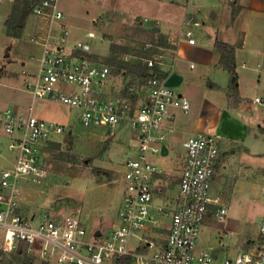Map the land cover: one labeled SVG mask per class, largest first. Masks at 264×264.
Returning <instances> with one entry per match:
<instances>
[{
    "label": "built area",
    "instance_id": "1",
    "mask_svg": "<svg viewBox=\"0 0 264 264\" xmlns=\"http://www.w3.org/2000/svg\"><path fill=\"white\" fill-rule=\"evenodd\" d=\"M60 1L39 0L32 8L48 25L31 36L41 51L35 68L25 66L20 71L22 89L33 98L79 110L80 123L87 130H104L110 136L118 127L133 130L134 153L122 163L124 195L108 231L89 230L80 208L63 216L25 214L21 209L23 182L42 184L48 180L51 171L42 157V147L56 140L53 136L66 127L39 118L33 105L22 110L0 100V133L7 136V147L14 153L13 163L0 172V250L12 253L26 243V253L42 264H264V214L258 240L246 250L231 255L199 246L207 216L212 213L222 220L227 214L223 195L212 192L221 157L219 137L207 132L189 136L184 141L178 191L165 202L155 194V177L164 170L152 156L162 152L169 133L174 132V126L166 121L191 108L189 98L155 71L163 63L162 56L145 58L149 73L128 85L129 93L142 95V100L111 93V66L85 56L82 51H87V44L69 47L65 28L61 36L54 34L55 24L60 27L65 16ZM201 25L196 15H186L178 42L196 44V28ZM255 101L264 104L260 96ZM261 195L264 204V184Z\"/></svg>",
    "mask_w": 264,
    "mask_h": 264
},
{
    "label": "rangeland",
    "instance_id": "2",
    "mask_svg": "<svg viewBox=\"0 0 264 264\" xmlns=\"http://www.w3.org/2000/svg\"><path fill=\"white\" fill-rule=\"evenodd\" d=\"M222 1L61 0L60 6L65 16L60 27L59 23L55 24L54 34L61 36V30L65 28L68 31L65 35L67 45L73 48L78 42L87 44V52L93 55L89 58L95 63H107L108 56L126 62L128 65L122 68L114 65L111 68L113 86L127 90L128 85L140 82L146 73L143 68L147 57L160 54L163 63L159 66L166 69L163 72L169 71L176 55L174 46L177 44L174 42L179 39L174 37L179 35L184 17L189 14L187 12L181 24H177L181 13L187 10L206 23L208 7L221 4L232 7L229 0ZM256 1L264 5V0ZM21 4L22 0H0V74L3 71L11 78L15 75L14 71H21L29 64L26 60H33L34 64L30 63L25 68L36 67L41 46L34 43L31 36L36 30L48 25L44 20L41 23L40 18L30 12L20 33L12 31L8 34L5 20ZM37 25L40 27L36 28ZM248 48L252 51L250 55L255 64L260 61L264 63V59H261L264 56V37L262 40L250 39ZM263 67H258L257 71H262ZM227 80L226 77L223 82L229 87ZM242 83L248 105L244 111L235 110L233 115L242 120L243 126L245 124L251 129L248 138L247 134L245 140L244 136L239 135L237 140L246 142L258 152L253 154L244 145L224 141L216 133L210 132L219 137L220 143L222 141L221 160L215 176V181L218 177L220 181L219 184L213 182L212 189L217 193L224 190L222 193L227 214L219 220L210 213L202 225L199 241L201 245L207 244L216 251L231 255L248 249L258 240L259 221L264 214L261 195V186L264 184V104L255 101L257 95L263 98L264 84L256 88V77L250 78V75L244 76ZM216 89H210L206 95L199 90L200 98L227 107L226 89ZM0 100L7 106L17 101L22 110L33 105V113L39 118L66 127L63 133L53 136L56 139L54 143L50 141L44 146L42 157L51 171L48 180L42 184L29 180L23 182L21 209L24 213L30 215L42 212L50 216H63L80 208L89 230L111 229L124 195L125 169L122 163L134 153L133 130L126 126L118 127L112 136L104 130H87L80 123L79 110L53 100L33 98L30 92L22 88L3 84L1 78ZM240 101L234 102L235 105L239 106ZM6 150H9L7 146L0 144V151L4 153ZM155 158H158L156 163L163 170L165 167L170 168L158 183L162 188L160 191L164 194L167 192L166 197L172 198L179 179L178 163L181 158L173 151L164 156L162 153L152 156L153 160ZM30 257L28 261L21 260L16 258L15 252L0 250V264H42L37 258Z\"/></svg>",
    "mask_w": 264,
    "mask_h": 264
},
{
    "label": "crops",
    "instance_id": "3",
    "mask_svg": "<svg viewBox=\"0 0 264 264\" xmlns=\"http://www.w3.org/2000/svg\"><path fill=\"white\" fill-rule=\"evenodd\" d=\"M224 1L227 0H223L222 3H224ZM238 5H241L242 8L237 11L235 19H232V10L234 9L233 5L231 7L229 4L227 6L226 4H221L220 6L217 5L214 7H208L206 11V23L204 20H202V25L196 28V44H189L186 41L178 42L179 35L174 37V39H178L174 42L177 44L176 55L173 62L170 64L171 68H169L168 73H166L163 79L169 86L173 87L179 93L186 95L189 98L191 108L188 113L178 111L174 118L168 119L166 121V125L174 126V132L169 133L163 144L161 153L164 156L167 153L173 151L177 157L181 158L180 162L178 163L180 169L179 177L185 157L184 141L189 136L197 132L216 133L224 141L227 140L244 145L249 150V152L253 154L258 152L252 150L250 145H248L246 142L242 143L241 141L237 140L239 135H242L241 137L244 136L243 138L245 140V134H247L248 138L251 128H248V126L245 124L243 126L242 120L235 117L233 113L235 110H237V112L244 111L248 105L246 101L248 97L243 92L242 82L244 76L250 75V78L255 76L256 88L264 84L262 83V79L264 80V67L262 71H257L258 67L264 66V63L263 61H260L255 64L254 60H252L253 56L250 55V53L252 54V51L250 48H248L250 46V39L253 38L255 40H262V37H264V5L258 3L256 0H238ZM187 12L190 13L187 10L181 13V15L178 17V20L176 21L177 24H181L182 18ZM40 20L41 23H43L41 18ZM38 27L40 26L37 25L36 28ZM216 40L235 45L236 70L239 75V96L242 98L241 101L238 100L240 101L239 106L235 105L234 102L236 101L233 99L232 100L234 102L231 101V98L228 96V84L225 86L223 82L224 79L226 81V77L228 78L227 81H229L230 75L227 68L221 62L220 52L215 47ZM39 54L40 52L38 55ZM261 59L263 60L264 56ZM26 61L29 62V64H34L33 60ZM29 64L27 66H29ZM156 68L158 73L166 70L162 66H157ZM254 71H257V74ZM14 73V77L11 78L2 71L0 78L3 80V84L22 88L23 81L20 71H14ZM113 85V74L111 73V80L108 86V89L111 93L123 94L133 100H142L144 98L142 95L137 97L130 94L128 89H117ZM216 88L226 89L225 102L227 107L218 105L216 101L200 98L201 93H199V90L203 91V93L206 95L210 89ZM262 92L264 94V91ZM263 94L262 96L264 98ZM12 102H15V104L11 106H16V108L21 109L17 101ZM231 133L236 135H231ZM0 142L1 145L7 146L8 138L5 134L0 133ZM47 143L48 142L45 144ZM45 144L42 147V152L44 151ZM220 145L222 152V141ZM157 159L158 158H155L153 161L156 163ZM13 161L14 153L12 151L6 150L4 153L0 151V172L4 167L10 166ZM169 169V167H165L164 173ZM216 172L217 170L213 175L212 183L218 182L219 184V177L218 180L216 179L215 181ZM164 173L158 174L155 177L154 191L159 200L166 198L167 194V192L165 194L162 193L160 191L162 190L161 185L159 186ZM178 184L179 179L176 184L175 193L178 191ZM220 188H222V186H220ZM213 191L215 190L212 189V192ZM222 192H224V190ZM222 192L218 193L223 195ZM199 246L210 247V245L207 244L201 245L200 242Z\"/></svg>",
    "mask_w": 264,
    "mask_h": 264
},
{
    "label": "trees",
    "instance_id": "4",
    "mask_svg": "<svg viewBox=\"0 0 264 264\" xmlns=\"http://www.w3.org/2000/svg\"><path fill=\"white\" fill-rule=\"evenodd\" d=\"M39 0H22V4L17 7L12 13L9 14V16L6 18L5 22L7 25V32L8 34L12 31H15L16 33H20L21 29L23 28L26 18L29 15L30 12H32L33 6L38 2ZM233 3V10H232V19H235L237 11H239L242 7L241 5H238V0L231 1ZM176 48V46H174ZM215 47L220 52L221 55V62L223 65L227 68L230 79H229V87H228V96L229 98L233 99L234 101L240 100L239 96V75L236 70V61H235V45L216 40L215 41ZM82 53L85 56H88V58L92 57L93 55L88 53L87 51H82ZM107 64L117 66V68H122L124 65H128L126 62H124L121 59L116 58L115 56H108L106 57ZM146 73H149L147 67L145 66L143 68ZM144 71V72H145ZM157 71V70H155ZM168 72H160L159 76L164 77ZM52 141L54 143V140H49L48 142ZM57 142V141H55ZM59 144V142H57ZM220 162H217L216 168L218 167ZM16 253L17 259H24L26 261L30 260L31 257L26 253V243H22L18 249L13 251ZM2 260H0L1 262Z\"/></svg>",
    "mask_w": 264,
    "mask_h": 264
}]
</instances>
